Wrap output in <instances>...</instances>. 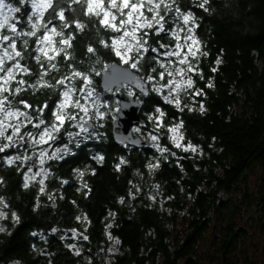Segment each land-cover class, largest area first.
<instances>
[{"label":"trees","instance_id":"obj_1","mask_svg":"<svg viewBox=\"0 0 264 264\" xmlns=\"http://www.w3.org/2000/svg\"><path fill=\"white\" fill-rule=\"evenodd\" d=\"M181 5L192 8L197 16L200 27L196 33L203 51L209 53L200 58L199 71L193 73L195 87L202 89L203 94L183 97L188 107L182 112L156 98L161 99L160 106L168 113V124L184 121L183 143L191 141L196 151L176 148L165 129L160 144L175 155L162 156L148 136L155 127L146 115L151 106L143 105L136 126L141 131H133V127L131 132L133 138L148 144L136 149L116 145L111 133L116 112L113 115L112 110L99 129L105 134L102 141L74 149L65 161L45 164L49 176L44 193L39 191L41 178L28 188L23 186V174L36 168L37 157L33 156L35 166L29 161L18 169L3 159L5 155H16L15 149L0 153V211L6 214L2 227L12 233H0V264H89V258L91 264H104L112 246L117 255L111 264H237L238 254L244 249L242 242L248 236V228L236 220L242 216L241 211L256 205V214H261L260 228L264 230V0H212L210 12L193 7V0H181ZM73 7L79 15V6ZM80 18L88 27L82 33L75 32L76 40L69 49L71 61L62 57L53 61L59 71L46 77L51 83L69 72L70 63L83 70L94 66L100 72L103 63H118V58L108 55L98 43L111 34L103 29L98 34L94 19ZM163 43L175 41L165 37ZM89 44L104 54L102 64H96L94 56L89 58ZM217 58L222 61L219 65ZM28 63L33 76L23 78L31 84L40 69L35 61ZM213 68L217 70L212 71ZM136 74L143 77L146 73ZM99 83L100 76L94 75L93 87L111 103L112 109L117 107V100L104 93ZM209 83L213 87H207ZM127 90L115 93L124 97ZM58 95L56 89L28 88L14 99L21 108L19 100L34 107L47 101L51 108ZM201 103L206 109L203 114L199 111ZM45 119H51L47 109ZM28 127L32 130L31 125ZM97 151L105 155L103 164L91 160ZM28 154L32 155L31 151ZM120 157L128 163L117 171ZM157 161L159 167L150 170L148 164ZM76 168L85 170L82 178L72 171ZM251 173L260 174L254 191L247 181ZM121 196L125 197L124 204L119 203ZM110 211L115 216H109ZM12 213L21 217L20 226L13 224ZM250 217L246 215L244 220ZM109 224L111 228L107 227ZM204 240L207 250L203 251ZM70 244L80 250V256L68 247ZM218 255L225 259L220 262ZM241 261L251 264L244 252Z\"/></svg>","mask_w":264,"mask_h":264},{"label":"snow or ice","instance_id":"obj_2","mask_svg":"<svg viewBox=\"0 0 264 264\" xmlns=\"http://www.w3.org/2000/svg\"><path fill=\"white\" fill-rule=\"evenodd\" d=\"M211 3L212 0H193V7L210 12L213 10ZM74 5L79 6V15H76ZM81 16L87 17L89 21H96L98 34L100 29L111 34L107 38H101L98 43L107 50L108 55L118 58V64H102L101 56L104 54L97 47L89 44L86 49L90 59L94 56L95 63L102 64L104 73L119 65L127 66L121 74L125 78L131 72L146 73L137 80L144 99H140L135 91H129L128 95L136 97L137 104L151 106L146 115L155 125V134L148 133L152 146L162 156L165 153L175 155L170 148L160 144L166 129L168 138L176 148H182L185 152L196 151V146L191 141L183 143L184 121L168 124L165 119L168 113L160 106L162 99L164 104L172 105L182 112L188 107L184 104L183 97L203 94L202 89L195 87L193 73L199 71L200 58L209 53L203 51V43L196 33L200 24L192 8L182 7L181 0H16L15 3L0 0V153L15 149L16 155H5L3 159L8 166L16 165L18 169L32 161L33 156L37 157L41 165L40 171L29 176L28 173L32 171L29 168L23 174V186L28 188L30 180L42 176L38 181L40 193L45 192V180L49 176V169L43 165L49 161H65L66 157L73 154L74 149L81 146L86 148L88 142L102 141L105 134L99 129L104 127L102 121L113 110L111 103L102 99L93 87L94 75H101L94 66L83 70L70 63L67 65L69 72L55 83L46 79L51 73L59 71L58 64L53 63L58 57L65 61L73 59L69 49L73 48V41L76 40L75 32L82 33L88 27ZM165 37H170L175 43H163ZM28 61H35L40 69L35 82L31 84L23 78L33 76V69ZM221 62L217 58L216 64ZM199 74L202 79V71ZM132 78L137 79L135 75ZM13 84L16 86L13 87ZM207 87H213V84L209 83ZM28 88L33 91L44 88L59 90L54 107L50 108L47 101L42 106L34 107L26 100L18 101L23 108L16 106L14 98ZM45 109L50 113L51 119H45ZM194 110L189 108V111ZM114 111L119 113L121 107H116ZM199 111L205 113L203 103L199 105ZM133 131L140 132L141 129L136 127ZM57 144L60 146L51 151L44 147ZM29 151L32 155L28 154ZM91 160L103 164L105 155L102 151H97L91 156ZM127 163L125 158L120 157L116 170L119 171ZM158 167L159 161L148 164L150 170ZM72 171L80 178L85 175L84 169L76 168ZM137 174H141L139 170ZM0 183H3L2 178ZM62 183L67 184L68 181L62 180ZM133 187L139 190L138 186ZM129 195H132L131 190ZM151 198L155 200L154 196ZM125 202V197L121 196L119 203ZM109 216H115V213L110 211ZM0 217L6 218V214L0 212ZM12 220L16 226L22 224L21 217L16 213H12ZM107 227L111 228L112 225ZM0 233L12 234L6 227H0ZM32 235L35 236L36 233L33 232ZM83 239L88 240V237L84 236ZM109 239H112L111 234ZM116 242L118 244L119 240ZM68 247L74 250L76 256L81 255L75 245L70 244Z\"/></svg>","mask_w":264,"mask_h":264},{"label":"water","instance_id":"obj_3","mask_svg":"<svg viewBox=\"0 0 264 264\" xmlns=\"http://www.w3.org/2000/svg\"><path fill=\"white\" fill-rule=\"evenodd\" d=\"M126 69L127 67L124 65H119L117 68H110L108 73L102 71L99 86L104 93H107L109 96H114L118 102V107H121V111L116 113V120L113 122L111 128L114 143L120 146H132L136 149L141 148L143 144H148L147 142L143 143L139 138H133L131 132V129L136 127L139 122L138 114L143 105L135 103L136 98L134 97H130L129 102L126 103L124 97L118 93L113 94L115 88L121 90L127 87L141 95L139 87L137 86V80L140 77L136 73L131 72L127 78H125L121 74L124 73ZM133 75H135L137 79H133ZM133 109H135V111H133ZM117 130L119 133L116 132ZM30 162L33 165L34 157Z\"/></svg>","mask_w":264,"mask_h":264},{"label":"rangeland","instance_id":"obj_4","mask_svg":"<svg viewBox=\"0 0 264 264\" xmlns=\"http://www.w3.org/2000/svg\"><path fill=\"white\" fill-rule=\"evenodd\" d=\"M126 66V65H124ZM131 91V90H129ZM128 90L126 91L127 93L129 92ZM118 107V106H117ZM116 107L113 108V115L115 114V109ZM153 143V142H152ZM60 145H45L44 147L48 148L49 151H51L54 147H57ZM193 152V151H192ZM48 163V162H47ZM46 163V164H47ZM44 168H46V165H43ZM41 165L39 164V160L37 159V166L35 169H32V171L29 174V176H31L32 173L38 172L40 171ZM28 172V171H27ZM260 176V174L258 173H251L249 175V177H247V181L250 184L249 188L252 189L254 191V189L256 188V186H258V180L260 181V179L258 178ZM38 178H43L42 176H38L36 177V180ZM36 180H30V183L35 182ZM253 207L250 209H246V210H242V216L239 215V218H236V220H238V224L239 225H245L248 228V236L246 237V239L242 242V245L244 246V249L242 252H240L238 254L237 257V261H239L237 264H246L243 263L242 260V253H246L247 256L249 257V260L251 262V264H264V230L262 228H260L261 226V217H260V213L256 214V205H252ZM2 212V211H0ZM3 213V212H2ZM246 215L251 216L249 218V220H244V218L246 217ZM4 217H0V227H2V221H3ZM245 221V222H244ZM216 223V222H215ZM181 227V226H180ZM179 227V228H180ZM211 236L210 231L208 232V237ZM39 238L42 239V236L39 235ZM209 239H206V243L208 242ZM203 245H205V240L202 242V249L207 250V248L203 247ZM112 251H109V250ZM108 250V256L105 257L104 259V264L105 262L107 264H111L112 260L114 258V256L117 255V249L112 246L110 247ZM218 253V252H216ZM219 259L220 262H222L225 258L218 255L217 257ZM232 263H236V261L230 260ZM228 263L230 264V262L228 261ZM207 264H212V262H208Z\"/></svg>","mask_w":264,"mask_h":264},{"label":"bare ground","instance_id":"obj_5","mask_svg":"<svg viewBox=\"0 0 264 264\" xmlns=\"http://www.w3.org/2000/svg\"><path fill=\"white\" fill-rule=\"evenodd\" d=\"M131 90V89H129V88H127V87H124L123 89H121V90H119V88H115L114 89V91H113V94H115V92L117 91V92H121V91H124V90ZM132 91V90H131ZM126 92V91H125ZM122 96V95H121ZM123 97V96H122ZM130 97H132V96H129L128 95V93H126L125 95H124V98H125V101H126V103H128L129 102V100H130Z\"/></svg>","mask_w":264,"mask_h":264}]
</instances>
